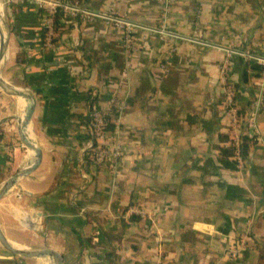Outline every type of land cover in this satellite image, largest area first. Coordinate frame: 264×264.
<instances>
[{
	"label": "crops",
	"instance_id": "crops-1",
	"mask_svg": "<svg viewBox=\"0 0 264 264\" xmlns=\"http://www.w3.org/2000/svg\"><path fill=\"white\" fill-rule=\"evenodd\" d=\"M76 1L206 45L171 47L141 30L126 70L121 33L103 21L66 25L53 51L31 0H0V80L17 92L0 88V188L32 165L19 139L20 90L35 103L28 122L40 152L37 168L0 197L3 236L15 248L54 251L63 264H264V112L239 170L222 155L232 125L219 69L225 49L264 52V0H169L166 15L159 0ZM230 60L234 105L247 110L257 70ZM93 100L94 109L125 103L103 166L85 161L80 140ZM129 207L154 221L131 218ZM242 235L246 248L231 259ZM0 264L51 261L0 242Z\"/></svg>",
	"mask_w": 264,
	"mask_h": 264
},
{
	"label": "built area",
	"instance_id": "built-area-1",
	"mask_svg": "<svg viewBox=\"0 0 264 264\" xmlns=\"http://www.w3.org/2000/svg\"><path fill=\"white\" fill-rule=\"evenodd\" d=\"M36 7L41 11L43 18V46L45 48L51 49L53 51L57 50L55 45V39L57 38V33L55 30L56 18L60 15L63 16L62 23L65 25H77L78 22H93L96 20L103 21L108 26L113 27L121 33V47L126 59V70H129L128 60L133 52L134 44V34L138 31H146L148 34H155L163 42H168L171 47L174 46L175 40H186L188 42H195L199 45H206L203 42L192 40L190 38H184L179 35L173 34L165 28L164 25L158 28H149L139 25L130 21L129 19L116 15L114 13H103L95 10H91L80 5L76 0H31ZM163 3V14H167L168 11V1L169 0H159ZM174 49H172L173 51ZM225 58L222 60L220 65V78L223 85V90L227 99V113L231 120L232 131H231V141L232 147L234 148L233 159L237 163V168L242 170L246 165V159L240 155L239 148L242 144L241 136L248 134L252 136L254 140L259 138L258 130L256 127L255 117L264 112V52L261 55H250L247 53H242L236 50L225 49ZM232 56H240L247 59L248 61L254 62L258 67V79L255 82V87L257 93L252 100L250 106L244 114L243 121L240 123V119L237 115L238 110L234 106L233 96L234 88L230 82H227L226 74L230 67V59ZM67 68H69L67 66ZM70 69V68H69ZM115 107L118 112L125 108L124 102H117L115 100L111 101L105 107L99 109H93L91 113L92 116V128L90 130L91 136L95 141H97L98 146H93L92 141H87L84 145V151L89 150L92 155L91 159L96 164H101L104 160L111 154L110 148L105 144L107 133L103 132L104 126V116L110 110V108ZM228 143L225 144L227 146ZM113 155L119 156L117 152H113ZM129 215H134L140 217V219L147 220L149 224L154 221L151 213H147L145 210L140 208L131 207L128 210ZM148 226V225H147ZM246 235H242L239 238L238 245L235 249L228 253L231 259H236L240 252L246 248Z\"/></svg>",
	"mask_w": 264,
	"mask_h": 264
},
{
	"label": "trees",
	"instance_id": "trees-1",
	"mask_svg": "<svg viewBox=\"0 0 264 264\" xmlns=\"http://www.w3.org/2000/svg\"><path fill=\"white\" fill-rule=\"evenodd\" d=\"M58 17H60V16H58ZM57 21H58V19H56V22ZM68 28H69V26H66L64 24L58 25L56 23V25H55V30H56L57 35H60V33H62L64 30H66ZM55 41H56V39H55ZM249 65H250L251 68L257 70V77H258L259 76V74H258L259 67L254 62H250ZM93 102H94V100L90 104V110L88 111V114L82 118V124L86 128L85 134L80 137V140H81V142L83 144V147H84L85 143L87 141H89V140L92 141V145L94 147L95 146H98L97 141H95V139H93V137L91 136V132H90V130L92 128V122H93L92 116H91V113L93 112V109H94L93 108ZM233 103H234V96H233ZM245 113H246V109L245 110H239L238 111L237 115H238V117L240 119V123H242L243 117H244V114ZM118 115H119V112L116 110L115 107H112V108H110V110L104 116L103 132L107 133L106 140H105V144L109 148H110V143H107V139L111 136V133H113V131L116 128V126H115V120L117 119V116ZM0 138H1V135H0ZM255 141L256 140H254V138L252 136H248V134L241 136V142H242V144H241V146L239 148V151H240V155L244 159H246V161H248V159H247L248 147L250 146V144L254 143ZM224 143L225 144L228 143V145L226 147H222V155L225 156V157H228V158L232 159L236 163V161L232 158L233 157V154H234V148L232 147L231 133H230V136H228V138L226 136V140L224 141ZM83 150H84V148H83ZM91 155H92V153L89 150H86L85 151V153H84V159H85V161L87 163H92V164H95V165L103 166L104 164H106L108 162V159L106 158L103 163L96 164V163H94L92 161ZM236 165H237V163H236ZM129 208H131V207H129ZM135 208H137V207H135ZM134 217L137 218L134 215L131 218H134Z\"/></svg>",
	"mask_w": 264,
	"mask_h": 264
},
{
	"label": "water",
	"instance_id": "water-1",
	"mask_svg": "<svg viewBox=\"0 0 264 264\" xmlns=\"http://www.w3.org/2000/svg\"><path fill=\"white\" fill-rule=\"evenodd\" d=\"M0 88L3 92L6 93V91L8 92V84H6V82L4 80L1 81V85H0ZM20 90V89H19ZM24 95H25V103L27 106H29V108H31L32 110L35 109V103H34V100L28 95L26 94V92H24L23 90H20ZM10 94V93H9ZM12 95V94H11ZM23 99V98H22ZM30 130L32 131V128H30ZM20 139V138H19ZM21 143L23 145L24 148L26 149H29V142L27 141V138L25 136V139L21 140ZM39 160H40V152L38 150V156H36V159L33 158V161H32V168L30 170V172L34 171L38 164H39ZM19 177H22L21 173L18 172L16 173L14 176H12L11 178H9L4 184L3 186L0 188V197L3 195V193L5 192V190L15 184V182L17 181V179ZM0 242L1 244L4 246V248L12 253V254H15V255H18V256H21V257H24V258H30V259H35V258H40V259H43V260H46L47 262L48 261H51V262H56L57 264H63L62 263V259H61V256L59 254H57L56 252L54 251H51V250H41V251H30V250H24V249H18V248H15L13 246V244H11L2 234V232L0 231Z\"/></svg>",
	"mask_w": 264,
	"mask_h": 264
},
{
	"label": "bare ground",
	"instance_id": "bare-ground-1",
	"mask_svg": "<svg viewBox=\"0 0 264 264\" xmlns=\"http://www.w3.org/2000/svg\"><path fill=\"white\" fill-rule=\"evenodd\" d=\"M1 23V22H0ZM5 37V36H4ZM4 37L2 36V34L0 33V43H4V41H5V39H4ZM0 55H1V51H0ZM0 85H1V80H0ZM8 91H10L11 93H13V94H17V92H15V90L13 91V89H11V88H8ZM20 95H22V96H20L19 97V105H20V108L22 109L23 108V113H22V116H19L18 118V125H19V127H20V133H19V137H20V139L22 140H24L25 139V136H26V138H27V141H29V149H27L28 150V154H29V157H28V160H29V162H32V160H33V158L35 157V159H36V156H38V148H37V146H35L33 143H32V141H33V139H32V134H31V130H30V128H31V125H30V122H28L29 120H30V117H31V113H32V109L31 108H28V111H27V114H26V107H27V105H26V103H25V101H24V99L26 98L25 96H23V94H20ZM23 98V99H22ZM26 114V116H25V122H24V115ZM26 123V124H25ZM35 141V140H34ZM31 168H32V165L31 166H29V168H27V169H25V170H23V171H21L20 173H21V175L23 176V175H25V174H27V173H29L30 172V170H31ZM10 187V186H9ZM8 187V188H9ZM7 188V189H8ZM6 189V190H7ZM5 190V191H6ZM17 246V245H16ZM18 247V246H17ZM16 247V248H17ZM18 249H20L19 247H18ZM46 261V260H45ZM57 264L56 262H51V264Z\"/></svg>",
	"mask_w": 264,
	"mask_h": 264
},
{
	"label": "rangeland",
	"instance_id": "rangeland-1",
	"mask_svg": "<svg viewBox=\"0 0 264 264\" xmlns=\"http://www.w3.org/2000/svg\"><path fill=\"white\" fill-rule=\"evenodd\" d=\"M2 1V0H1ZM0 15L2 16V13L0 12ZM16 126H17V123H16V121H14V123H13V128L14 129H12L13 130V134H14V139H15V141H17L18 143H19V139H18V133H17V128H16Z\"/></svg>",
	"mask_w": 264,
	"mask_h": 264
}]
</instances>
